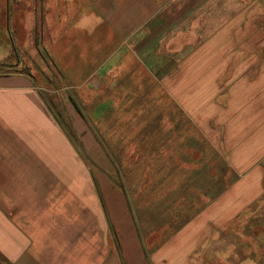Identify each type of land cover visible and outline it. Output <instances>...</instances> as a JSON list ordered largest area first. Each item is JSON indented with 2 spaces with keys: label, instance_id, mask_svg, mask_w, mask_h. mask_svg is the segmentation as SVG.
Here are the masks:
<instances>
[{
  "label": "rangeland",
  "instance_id": "1",
  "mask_svg": "<svg viewBox=\"0 0 264 264\" xmlns=\"http://www.w3.org/2000/svg\"><path fill=\"white\" fill-rule=\"evenodd\" d=\"M96 1L0 0V70L26 73L37 106L54 115L51 143L58 167L72 166L70 199L87 203L90 233L105 222L91 242L119 249L121 264H264V143L255 113L199 107L208 82L195 96L150 79L122 77L120 85L111 57L101 64L115 45L110 32L104 24L86 32ZM128 59L121 67L143 77ZM98 65L110 75L87 79Z\"/></svg>",
  "mask_w": 264,
  "mask_h": 264
},
{
  "label": "crops",
  "instance_id": "2",
  "mask_svg": "<svg viewBox=\"0 0 264 264\" xmlns=\"http://www.w3.org/2000/svg\"><path fill=\"white\" fill-rule=\"evenodd\" d=\"M92 8L86 32L100 24L110 32L115 45L101 64L111 57L113 80L150 79L176 96L205 95L208 82L199 107H249L264 143V0H97ZM127 55L143 77L121 67ZM99 67L87 79L110 75ZM18 75L0 77L1 254L11 264H121L119 249L91 242L104 219L90 233L87 203L70 199L64 183L72 166L56 164L50 129L58 132V123Z\"/></svg>",
  "mask_w": 264,
  "mask_h": 264
},
{
  "label": "trees",
  "instance_id": "3",
  "mask_svg": "<svg viewBox=\"0 0 264 264\" xmlns=\"http://www.w3.org/2000/svg\"><path fill=\"white\" fill-rule=\"evenodd\" d=\"M3 66H5V65L3 64ZM7 67H8V68L5 69V70H4V69L0 70V75H3V76L8 75L7 73L10 72L12 68H11V66H8V65H7ZM12 71H14V69H12ZM20 72H21V71H20ZM20 72H19V73H20ZM21 73H22V74H26V73H24V72H21ZM4 264H9V262L6 261V260H4Z\"/></svg>",
  "mask_w": 264,
  "mask_h": 264
},
{
  "label": "bare ground",
  "instance_id": "4",
  "mask_svg": "<svg viewBox=\"0 0 264 264\" xmlns=\"http://www.w3.org/2000/svg\"><path fill=\"white\" fill-rule=\"evenodd\" d=\"M73 32H74V33H73ZM77 32H78V31H76V33H77ZM72 33H73V34H72ZM71 34H72V35H75V31H72ZM72 35H71V36H72ZM75 37H76V38H75ZM75 37L73 38V36H72V37H70V38L77 39V36H75ZM87 37H88V36H87ZM66 38H67V37H66ZM81 39H82V38H81ZM85 40H86V39H85ZM75 42H76V41H75ZM75 42H73V43H75ZM70 43L72 44V40L70 41ZM70 43H69V44H70ZM78 45H79V44H78ZM80 45H83V43L81 42ZM69 46H70V45H69ZM67 48H68V47H67ZM79 48L81 49V47H79ZM58 50H59V49H58ZM62 50H63V49H62ZM85 51L87 52V50H85ZM88 51H89V50H88ZM82 53H85V52H83V50H82ZM63 54H64V53H63ZM85 54H86V53H85ZM59 55H62V54H59ZM84 56H86V55H84ZM84 56H83V57H84ZM65 62H66V61H65ZM76 64H78V63L76 62ZM69 66H71V65H69ZM69 68H70V67H69Z\"/></svg>",
  "mask_w": 264,
  "mask_h": 264
}]
</instances>
